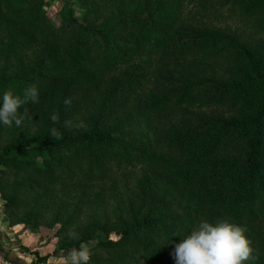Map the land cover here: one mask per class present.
<instances>
[{
	"label": "trees",
	"instance_id": "1",
	"mask_svg": "<svg viewBox=\"0 0 264 264\" xmlns=\"http://www.w3.org/2000/svg\"><path fill=\"white\" fill-rule=\"evenodd\" d=\"M49 4L0 0V93L40 97L23 134L0 125L6 213L89 264L167 263L226 219L264 264V0H65L59 26Z\"/></svg>",
	"mask_w": 264,
	"mask_h": 264
},
{
	"label": "clouds",
	"instance_id": "2",
	"mask_svg": "<svg viewBox=\"0 0 264 264\" xmlns=\"http://www.w3.org/2000/svg\"><path fill=\"white\" fill-rule=\"evenodd\" d=\"M39 99V89L34 85L25 87L22 93L4 90L0 93V125L21 127L26 119H33L28 105L38 104ZM50 119L56 123L58 116L53 113ZM55 135L56 129L52 128L51 136ZM67 235L69 239H79L75 232ZM181 237L171 252L174 264H246L250 257V241L245 230L226 219H202ZM91 255L89 244L81 241L78 247L68 251L61 264H89Z\"/></svg>",
	"mask_w": 264,
	"mask_h": 264
},
{
	"label": "rangeland",
	"instance_id": "3",
	"mask_svg": "<svg viewBox=\"0 0 264 264\" xmlns=\"http://www.w3.org/2000/svg\"><path fill=\"white\" fill-rule=\"evenodd\" d=\"M50 4L47 7L48 16L56 26L61 22V9L65 0H47ZM80 12L77 15L80 16ZM245 38L248 41L260 43L264 42V36L256 34L255 31L247 30ZM20 134L25 132L29 124L23 123ZM12 127V126H11ZM123 185L121 181L120 187ZM96 193V192H95ZM80 207L85 209V203H80ZM21 216H11L5 211V201L0 194V264H61L68 251L74 247L65 248L58 231L60 225L49 226V221L38 228H30L29 225L21 223ZM259 232V231H258ZM260 233V232H259ZM248 235V233H245ZM120 235L115 231L110 234L99 231L98 239H119ZM64 245V246H63ZM39 253V257L36 256ZM159 264V263H158ZM160 264H174L173 260Z\"/></svg>",
	"mask_w": 264,
	"mask_h": 264
}]
</instances>
